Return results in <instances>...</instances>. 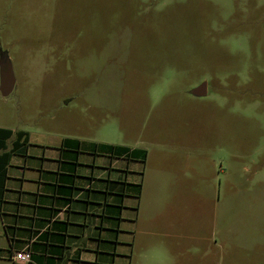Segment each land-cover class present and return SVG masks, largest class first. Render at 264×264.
<instances>
[{"label":"rangeland","instance_id":"374dc122","mask_svg":"<svg viewBox=\"0 0 264 264\" xmlns=\"http://www.w3.org/2000/svg\"><path fill=\"white\" fill-rule=\"evenodd\" d=\"M2 50L0 125L139 147L170 178L177 239L146 264H264V0H0Z\"/></svg>","mask_w":264,"mask_h":264},{"label":"crops","instance_id":"0c3cea01","mask_svg":"<svg viewBox=\"0 0 264 264\" xmlns=\"http://www.w3.org/2000/svg\"><path fill=\"white\" fill-rule=\"evenodd\" d=\"M134 149L0 125V264H146L151 248L166 252L178 222L169 177ZM24 249L31 261L12 258Z\"/></svg>","mask_w":264,"mask_h":264},{"label":"water","instance_id":"95a60500","mask_svg":"<svg viewBox=\"0 0 264 264\" xmlns=\"http://www.w3.org/2000/svg\"><path fill=\"white\" fill-rule=\"evenodd\" d=\"M15 87V77L12 62L7 51L0 52V90L3 96L12 93ZM208 92V83L202 82L192 89V93L197 96H205Z\"/></svg>","mask_w":264,"mask_h":264},{"label":"built area","instance_id":"2783aa9c","mask_svg":"<svg viewBox=\"0 0 264 264\" xmlns=\"http://www.w3.org/2000/svg\"><path fill=\"white\" fill-rule=\"evenodd\" d=\"M12 258L18 261L28 262V261H31L32 259V253L29 249H24V250L15 252Z\"/></svg>","mask_w":264,"mask_h":264},{"label":"trees","instance_id":"16d2710c","mask_svg":"<svg viewBox=\"0 0 264 264\" xmlns=\"http://www.w3.org/2000/svg\"><path fill=\"white\" fill-rule=\"evenodd\" d=\"M3 132L6 135H10L12 131H10V130H3ZM120 148L121 149H125V147H122V146ZM133 152L136 153V154H138V155L140 154L143 157V159H145V157L147 156V152L144 149H134Z\"/></svg>","mask_w":264,"mask_h":264}]
</instances>
